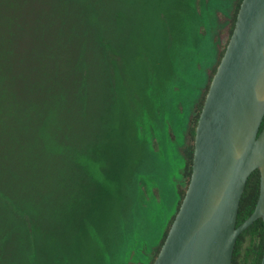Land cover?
<instances>
[{"label":"rangeland","instance_id":"obj_1","mask_svg":"<svg viewBox=\"0 0 264 264\" xmlns=\"http://www.w3.org/2000/svg\"><path fill=\"white\" fill-rule=\"evenodd\" d=\"M231 2L0 0V264L150 261Z\"/></svg>","mask_w":264,"mask_h":264},{"label":"water","instance_id":"obj_2","mask_svg":"<svg viewBox=\"0 0 264 264\" xmlns=\"http://www.w3.org/2000/svg\"><path fill=\"white\" fill-rule=\"evenodd\" d=\"M232 28L195 127L187 188L152 264H231L238 235L257 217L264 225V0H241ZM255 169L256 205L236 225Z\"/></svg>","mask_w":264,"mask_h":264},{"label":"trees","instance_id":"obj_3","mask_svg":"<svg viewBox=\"0 0 264 264\" xmlns=\"http://www.w3.org/2000/svg\"><path fill=\"white\" fill-rule=\"evenodd\" d=\"M77 2V0H74ZM241 0H232L229 16L226 20L225 25L226 27V34L227 37L225 39V42L223 45L218 49L216 52V60L214 63H212L211 67L208 69L206 75V80L204 83V86L200 92L199 98L195 104V107L193 109L192 114L190 115V119L188 122L187 132H186V144L184 149L180 150L182 157H183V165L181 167V180L182 184H176L175 191L177 195L176 200V208L175 212L170 218V220L167 223V226L158 241V243L153 247V252L150 261L147 264H152L154 258L156 257L165 237L168 232V229L174 219V216L180 206L181 200L184 196L185 190L187 188V184L189 182L191 172H192V158H193V149H194V136H195V127L198 121V117L203 105V101L206 95V92L208 90L212 74H214L216 67L220 61L221 56L223 55V51L225 50L226 44L228 42V39L232 33V30L235 24L236 15L238 12L239 4ZM220 31V30H219ZM215 45L217 47L218 41L215 42ZM260 129L264 126V118L262 123H260ZM259 186H260V173L258 169H255L251 174L249 175L246 185L244 188V191L242 193L239 208L237 212V220L236 225H239L242 223L246 218L248 217L252 211L254 210V207L257 202L258 194H259ZM18 210V209H17ZM17 215L20 218H23L25 221H27L29 226V233L34 230L31 226L32 223H29V217L26 216L25 213L21 211H17ZM32 229V230H31ZM264 241V225L262 219L258 218L249 225L244 231H242L237 239L235 240V246L233 249V255H232V263L231 264H260L262 252H263V242Z\"/></svg>","mask_w":264,"mask_h":264}]
</instances>
